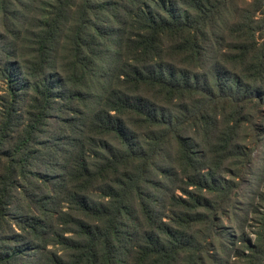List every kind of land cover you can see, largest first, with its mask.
I'll return each mask as SVG.
<instances>
[{"label": "trees", "instance_id": "16d2710c", "mask_svg": "<svg viewBox=\"0 0 264 264\" xmlns=\"http://www.w3.org/2000/svg\"><path fill=\"white\" fill-rule=\"evenodd\" d=\"M0 81V264H264V0H0Z\"/></svg>", "mask_w": 264, "mask_h": 264}, {"label": "rangeland", "instance_id": "374dc122", "mask_svg": "<svg viewBox=\"0 0 264 264\" xmlns=\"http://www.w3.org/2000/svg\"><path fill=\"white\" fill-rule=\"evenodd\" d=\"M0 84H2V82L0 81ZM263 151L261 147H258L256 150H254L253 152V164H252V168H253V176L251 177V181L249 182V185L247 188H245V192H249L253 189H255L257 186L260 187V189L263 188V184L260 183L259 181H257V175L259 174V170H263L264 169V163H263ZM264 172V170H263ZM250 197H242L240 202L241 203H245V202H249Z\"/></svg>", "mask_w": 264, "mask_h": 264}]
</instances>
